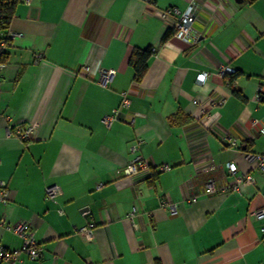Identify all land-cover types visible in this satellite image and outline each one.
I'll use <instances>...</instances> for the list:
<instances>
[{
    "label": "crops",
    "instance_id": "obj_1",
    "mask_svg": "<svg viewBox=\"0 0 264 264\" xmlns=\"http://www.w3.org/2000/svg\"><path fill=\"white\" fill-rule=\"evenodd\" d=\"M29 1L14 6L0 79V178L9 190L0 244L19 248L6 225L29 220L41 251L35 260L22 253L24 264H264V217L255 216L264 172L244 155L264 150V0H193L187 38H163L176 16L153 10L183 12L190 0ZM148 48L136 79L132 54ZM224 66L238 73L235 83ZM101 69L112 74L106 86ZM209 96L225 101L203 111ZM15 126H31L29 138L8 134ZM138 138L151 166L128 177L121 171ZM228 162L255 181L223 191ZM207 175L214 193H202ZM53 184L59 192L46 199ZM88 223L90 242L76 232Z\"/></svg>",
    "mask_w": 264,
    "mask_h": 264
},
{
    "label": "built area",
    "instance_id": "obj_2",
    "mask_svg": "<svg viewBox=\"0 0 264 264\" xmlns=\"http://www.w3.org/2000/svg\"><path fill=\"white\" fill-rule=\"evenodd\" d=\"M22 1L26 4H29V0H18ZM198 10L197 4L190 0L189 6L183 12H180L175 7H170L166 9H154L153 14L161 18L162 20L169 19L171 15H175L176 17L172 19V27L175 29V33L180 38H187L189 32L192 30L193 22L195 18V13ZM14 35L12 33H7L5 36L0 37V79L4 68L6 67V58L5 52L10 45V39ZM39 56V55H37ZM234 69L229 66L221 67L219 72L222 75H225L226 72H233ZM206 72H200L196 76V83L203 84L206 78ZM112 74L111 71L101 69L99 70L98 83L100 85L106 86L110 81ZM235 83V80L232 81ZM260 87H258V91ZM194 103L199 104L200 102L196 99L193 100ZM225 101L224 96H209L204 103L202 104V110L207 111V109L223 104ZM130 104V100L127 96L126 92H122V100L121 106L128 107ZM116 110H114L115 112ZM7 116L0 113V119L6 118ZM206 117V116H205ZM113 118V115H105L103 116V121L106 124H109ZM258 120H253V123H256ZM10 132L8 134L13 133L15 136L20 138L21 140H26L29 138L31 126H15L9 127ZM264 134V127L261 129ZM143 144V140L140 138L136 139L133 144L129 146V152L131 153V157L129 162L122 168V173L125 176L131 177L132 175L137 174L140 171H148L151 164L141 155L140 149ZM229 146L234 147L237 145L234 138H229L228 142ZM245 158L248 160L256 161V167L259 171L264 172V150L258 153L253 152H245ZM160 170H168L169 166L167 164H162L158 166ZM227 172L231 176V180L227 182L221 189L223 191H235L240 189V186L248 183H253L255 181L254 177L250 173L241 172L238 173V166L234 162L227 163ZM99 186V185H98ZM45 198L50 199L55 197L59 190L56 185H49L45 187ZM217 191V187L215 184V178L213 176H207L203 181V191L204 194H210ZM8 184L5 179L0 178V203L7 204L8 199ZM198 198V194L194 193L187 197L188 202H194ZM264 198V193H263ZM162 208L168 210L170 215H175L178 213V207L176 203H170L167 201H162L160 203ZM140 213V210L133 205L128 212V219L133 226L134 229L138 228L137 225V217ZM255 216L257 218L264 217V205L259 207ZM12 232L19 236L21 239V245L19 248L14 250L6 249L4 246L0 244V264H14L19 262L20 264H24L23 259L21 258V254L24 253L27 255L28 259L35 260L39 257L41 248L34 236L33 230L31 228V222L29 220H18L12 225H6ZM261 230L264 234V226L261 227ZM77 234L82 236L87 242L93 240V224L88 223L83 226H80L76 230Z\"/></svg>",
    "mask_w": 264,
    "mask_h": 264
},
{
    "label": "trees",
    "instance_id": "obj_3",
    "mask_svg": "<svg viewBox=\"0 0 264 264\" xmlns=\"http://www.w3.org/2000/svg\"><path fill=\"white\" fill-rule=\"evenodd\" d=\"M17 2L18 0H0V37L5 36L7 34L9 23L14 12V6ZM174 32V28L167 30L163 38L169 37ZM150 53L151 51L149 48L145 50H134L131 57V63L135 71L136 79H140L143 73L145 72L147 67V58ZM237 75V72H226L225 79L231 82L235 77H237ZM235 93L237 95H240L238 91H235Z\"/></svg>",
    "mask_w": 264,
    "mask_h": 264
},
{
    "label": "water",
    "instance_id": "obj_4",
    "mask_svg": "<svg viewBox=\"0 0 264 264\" xmlns=\"http://www.w3.org/2000/svg\"><path fill=\"white\" fill-rule=\"evenodd\" d=\"M86 209V208H85Z\"/></svg>",
    "mask_w": 264,
    "mask_h": 264
}]
</instances>
